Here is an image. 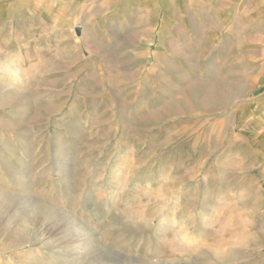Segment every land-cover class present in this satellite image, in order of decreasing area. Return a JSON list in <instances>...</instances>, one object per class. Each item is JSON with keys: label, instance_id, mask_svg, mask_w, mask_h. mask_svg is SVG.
<instances>
[{"label": "rangeland", "instance_id": "1", "mask_svg": "<svg viewBox=\"0 0 264 264\" xmlns=\"http://www.w3.org/2000/svg\"><path fill=\"white\" fill-rule=\"evenodd\" d=\"M264 0H0V264H264Z\"/></svg>", "mask_w": 264, "mask_h": 264}, {"label": "crops", "instance_id": "2", "mask_svg": "<svg viewBox=\"0 0 264 264\" xmlns=\"http://www.w3.org/2000/svg\"><path fill=\"white\" fill-rule=\"evenodd\" d=\"M261 22L264 23V7H261L259 14Z\"/></svg>", "mask_w": 264, "mask_h": 264}]
</instances>
